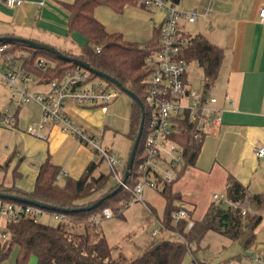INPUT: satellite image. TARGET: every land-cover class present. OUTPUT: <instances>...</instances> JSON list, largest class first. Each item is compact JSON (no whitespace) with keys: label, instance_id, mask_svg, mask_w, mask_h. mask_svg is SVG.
Here are the masks:
<instances>
[{"label":"crops","instance_id":"0c3cea01","mask_svg":"<svg viewBox=\"0 0 264 264\" xmlns=\"http://www.w3.org/2000/svg\"><path fill=\"white\" fill-rule=\"evenodd\" d=\"M73 1L24 0L21 7L12 8L5 0H0V36L30 39L58 50H73L75 46L68 42L70 39L73 42L79 39L82 46L85 43L82 35L69 33L70 12L66 4ZM167 1L173 2L182 12H196L195 22L190 23L186 18L180 22L187 35L191 38L202 35L225 52L219 77L213 91H209L218 100L216 107L221 110L222 123L215 126L211 122L206 126L196 164L185 169L173 183V193L180 195L175 205L187 209L194 221L201 220L213 204L226 203L225 207L233 210L229 202L213 198L215 194L227 196V181L229 176H233L247 194L249 203L245 218L249 221L256 216L261 218V222L255 230V242L248 250H244L238 241L229 239L242 247V254L237 256L241 262L238 264H264L254 261L257 257L264 260V207L259 209L251 202L254 196L264 194V157L259 158L256 154L258 148H264V24L259 20L264 0ZM111 15H130V20L138 25L131 29L132 34L121 27L111 29L106 21ZM95 16L109 32H120L126 40L146 43L153 37L155 28L160 27L164 11L127 5L123 13H117L110 7L102 6L95 10ZM146 17L148 21H141ZM189 26H193L196 33H192ZM9 98V87L0 83V114L7 110ZM69 106L76 109L72 104ZM101 114L107 115L102 111ZM70 116L74 122L77 121L72 112ZM82 121L78 119V125L96 137L93 124ZM0 134L7 135L4 141L0 139V169L4 170L0 185L15 186L27 193L34 191L39 168L47 160L61 168L64 173L60 176L65 181L68 178L78 179L91 162L100 161L95 158L92 148L63 132L60 125L50 126L49 136L42 139L21 130L18 117L13 127L0 126ZM11 156H15L17 162H13ZM15 173L19 176L15 177ZM101 173L104 172L98 168L96 175ZM115 182L113 178L110 186ZM160 188L148 189L161 194ZM142 204H131L122 217L99 221L107 242L116 249V256L122 254L128 258L130 254L141 255L155 242L151 233L158 222L163 221L166 206L164 211L159 212L158 207L148 201ZM150 208H154V214ZM47 215L52 216L50 213ZM149 226H153L151 231L141 229ZM8 235V220L0 216V242L7 240ZM169 235L178 234L166 229L160 238L169 239ZM17 256L8 257L1 264H17ZM194 259L191 255L188 264ZM218 263L221 262L215 260L211 264Z\"/></svg>","mask_w":264,"mask_h":264},{"label":"trees","instance_id":"16d2710c","mask_svg":"<svg viewBox=\"0 0 264 264\" xmlns=\"http://www.w3.org/2000/svg\"><path fill=\"white\" fill-rule=\"evenodd\" d=\"M127 5L141 6L139 0H74L66 4L70 12L69 33H79L85 39V43L81 46L79 54L68 52L63 54L87 63L93 70L92 79L99 77L94 71L107 74L144 101V83L149 73L145 60L152 51L159 48L160 27L155 28L154 35L148 42L140 43L126 40L120 32H109L95 16V10L99 7L106 6L117 13H123ZM4 44H8L12 51L26 52L30 69L43 83L63 79L68 71L80 66L77 62L64 60L52 52L34 48L22 41H0V45ZM96 47L101 48L100 52L96 51ZM183 54L189 64L196 62L202 69L204 90L208 93L219 77L225 57L224 50L206 37L198 35L191 38V43ZM38 59L45 60L47 66L37 67ZM107 82L110 87L119 89L112 82ZM141 119V108L134 101L129 134L133 142L138 134ZM204 138L205 135H196L191 127L188 132L178 137V141L184 147L185 158L180 177L185 169L196 164ZM144 140L143 135L134 168L126 180L130 189H134L139 182L141 165L146 157ZM100 163L91 162L78 179L68 178L61 185L58 180L61 168L47 160L39 168L35 189L31 193L15 186L0 185L2 193L54 206L56 209H41L46 213L65 215V219L59 220L55 225L35 222L31 218H24L14 224L8 223L10 237L0 242V264L9 257L15 247L19 248L17 264H28L33 256L37 258V264H183L187 254L197 259L193 245L199 244L209 231L238 241L244 250H248L255 242V230L261 218L255 216L248 221L246 216L241 215L240 210L233 211L225 207L226 203L213 204L201 220L194 221L191 229L187 227L188 221H175L173 213L180 210L175 202L180 199V195L173 193V183H160L161 194L166 200L162 222L166 229L181 236V240H157L135 258H127L122 254L116 256L114 253L116 249L107 242L99 221L106 219L105 209H111L114 217H122L123 212L130 206L133 194L131 190L120 188L117 182L110 186L112 172L111 175L101 173L97 176L96 171ZM16 176L19 174L15 173ZM123 178L125 179V173ZM114 191L117 192L113 193ZM108 194L111 195L106 197ZM227 197L230 204L247 197L245 188L233 176H229L227 181ZM101 198L105 199L100 205L83 209ZM0 201L29 204L8 198H0ZM251 202L262 209L264 194L254 196ZM150 210L155 213L154 208Z\"/></svg>","mask_w":264,"mask_h":264},{"label":"built area","instance_id":"2783aa9c","mask_svg":"<svg viewBox=\"0 0 264 264\" xmlns=\"http://www.w3.org/2000/svg\"><path fill=\"white\" fill-rule=\"evenodd\" d=\"M12 8L21 7L24 0H5ZM145 8L164 11L160 25V39L158 50L152 51L145 60L149 71L144 83V111L145 123L143 134L145 160L141 165V175L138 184L130 189L124 183L123 174L126 166L120 172L121 161L115 153L104 147L101 140L87 132L75 123L68 110L69 105L75 107L99 108L104 114L109 111V105L118 97L119 89L110 87L104 79L97 82L91 78V71L79 66L68 71L63 79H55L43 83L31 69L28 54L24 51H12L8 44L0 45V83L12 90H19L20 94L11 93V102L18 98L17 105H23L30 100L41 105V121L32 122L27 127V133L42 139L46 127L61 125L63 132L77 138L82 144L93 149L95 158L105 162L111 169L115 181L127 190H131L133 197L130 205L144 203L143 194L146 188L157 189L163 183H174L180 177V171L185 164L184 147L178 137L188 132L191 127L196 135H205V128L209 123L220 126L222 123L221 110L216 107L217 98L202 89H194L188 81L189 63L184 57V50L190 45L191 37L181 28V20L186 18L193 23L196 12L180 11L173 2L167 0H139ZM259 20L264 24V7L259 12ZM101 48L96 47L100 52ZM39 68L47 66L45 60H36ZM48 84L45 93H32L30 86ZM16 124L14 115L10 112L0 114V126L11 128ZM256 154L264 157V148H258ZM64 172L61 171V174ZM60 174V175H61ZM161 183V184H160ZM215 201L228 202L227 196H213ZM247 198L232 202L233 210H240L242 216L247 215ZM45 214L40 207L18 202L0 201V216L7 218L8 223H18L24 218H31L35 222H43ZM55 219L64 220V214H52ZM105 218L114 217L111 209L104 210ZM175 221H188V229L194 225L187 209H180L173 213ZM166 230L162 221L151 233L156 238ZM258 263L264 260L254 259ZM190 264H208L194 259ZM221 264V263H218Z\"/></svg>","mask_w":264,"mask_h":264},{"label":"rangeland","instance_id":"374dc122","mask_svg":"<svg viewBox=\"0 0 264 264\" xmlns=\"http://www.w3.org/2000/svg\"><path fill=\"white\" fill-rule=\"evenodd\" d=\"M131 18L132 17L130 15L128 17H119L116 15H111L109 19L110 22L108 20L106 21L108 23V26L110 25L111 29H114L116 27H121L124 28L126 31H128L130 34H132L131 29L135 28L138 25V23L135 22L134 20H130ZM141 21H148V18L146 17L144 19H141ZM188 28L191 30L192 33L193 32L196 33V30L195 28H193V26L192 27L189 26ZM139 41H142V39H140ZM68 42L74 44L75 48H73V50H58L57 48L56 49L62 53L68 52L72 54H79L81 48L80 45L82 41L80 42V40L77 39V41L73 42V40L70 39ZM188 73H189L188 81L191 87H193L194 89H202L204 86L203 71L196 62H192L189 65ZM95 80L97 82L102 81V79L99 77L95 78ZM49 88L50 86L48 84L30 86V90L32 93H36V92L45 93L49 90ZM9 91L10 94L11 93L20 94L19 90L17 91L9 88ZM209 91L208 94L210 95ZM17 100L18 98H16L14 101L11 102V99L9 98V105L5 112H10V115H14L15 120H17L19 117V128L21 130L26 131L27 127L32 122L41 121V105L34 100H30L29 102L18 106L16 102ZM133 107H134L133 99L128 94L122 91H119L118 97L115 100H113L112 103H110L109 105L110 111L105 116L101 114V110L99 108L76 107V109H73L72 106H68V110L72 112V115H75L76 117L77 121L75 123L78 124L79 123L78 119H79L80 121L82 120L88 121L93 124V127L97 133L96 137L102 141L104 146L110 147L115 153V156L121 161L122 166L119 167L120 172L122 171L123 167L126 166L133 146V140L129 135L130 118ZM22 109L24 112L21 113ZM49 128L50 127H46V129L43 132V134L47 135V137L49 136L48 134ZM0 139L4 141L5 139H7V135L0 134ZM11 159L13 160V162L15 161L17 162V160H15V156L13 158L11 156ZM99 169L100 171L104 172L106 175H111V169L106 163H101ZM3 171L4 170L0 169L1 178L3 176ZM62 176H60L61 179L58 178L59 183L66 182L65 178ZM78 177H80V175ZM112 181L113 178L112 176H110L109 182L111 183ZM143 199L144 201H148L151 205L157 206L159 212L164 211L166 206V200L160 194V192L146 188L143 194ZM141 205L143 204L140 202V206ZM43 222L55 225L59 222V220L55 219L53 215L50 216L45 214L43 217ZM141 229H144V231L147 230L151 231L153 229V226H149L148 228H141ZM161 235L162 232L155 238V241L161 239L160 238ZM169 236H170L169 239L171 240H181V237L179 235H175V236L169 235ZM9 237L10 235L7 236V239ZM16 248L17 247L13 249L9 257L17 256L18 251L16 250ZM193 249L195 251L196 257L200 261L206 262L208 264H211L215 260L220 261L221 264L241 263L238 260L237 256L239 254H242V247L237 242L231 241L228 237H225L222 234L217 233L215 231H209L199 244L193 245ZM114 253H116V251ZM138 256H140V254H130L128 258H135ZM186 258L187 260L185 261V264H188V262L191 261V255L187 254ZM28 264H37V258L35 256L31 257Z\"/></svg>","mask_w":264,"mask_h":264},{"label":"water","instance_id":"95a60500","mask_svg":"<svg viewBox=\"0 0 264 264\" xmlns=\"http://www.w3.org/2000/svg\"><path fill=\"white\" fill-rule=\"evenodd\" d=\"M3 40H9V41L18 40V41H22L24 43L29 44L30 46H32L34 48L52 52V53L56 54L59 58H62L64 60H68V61H71V62H77L80 66L88 69L91 72L93 71L91 69V67L87 63H85V62H83L81 60H78L76 58L67 56V55L63 54L62 52L58 51L53 46H50V45H47V44H44V43H41V42H37V41H34V40L25 39V38H21V37H15V36H0V41H3ZM94 73L96 75H98L99 77H101V78H103V79H105L107 81L112 82L122 92L128 94L134 101H136L138 103V105L140 106L141 111H142V119H141V124H140V127H139V131H138V134L136 136L135 141L133 142V146H132V149H131V152H130V156L128 158L127 165H126L125 179H124V183H126L127 178L131 175L132 170L134 168V162H135V159H136L137 151H138V148H139V145H140V141H141V138H142V134H143L144 123H145L144 104H143L142 100L135 93H133L132 91H130V90L126 89V88H124L116 79H114V78L110 77L109 75L104 74L102 72L94 71ZM121 187L122 186L120 185V188ZM115 192H117V191H114L113 193H115ZM111 194H108L106 197H109ZM0 198H8V199L15 200V201L29 203V204H32L34 206L40 207L42 209H48V210L56 209L54 206H51V205H48V204H44V203H41V202H37V201H34V200H30V199H26V198H22V197H18V196L7 195V194L2 193V192H0ZM104 199L105 198H101L100 200H98L93 205H91L89 207H85L83 209H91L93 207H96V206L100 205L104 201Z\"/></svg>","mask_w":264,"mask_h":264}]
</instances>
